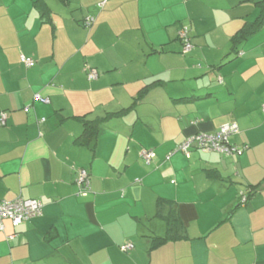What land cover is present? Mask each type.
<instances>
[{
	"label": "crops",
	"instance_id": "crops-1",
	"mask_svg": "<svg viewBox=\"0 0 264 264\" xmlns=\"http://www.w3.org/2000/svg\"><path fill=\"white\" fill-rule=\"evenodd\" d=\"M35 1L0 0V202L42 203L31 221H4L0 264H264V26L231 52L262 0H41L47 22ZM85 120L97 121L88 147ZM231 123L240 154L173 152ZM159 199L185 238L151 250L167 228Z\"/></svg>",
	"mask_w": 264,
	"mask_h": 264
},
{
	"label": "built area",
	"instance_id": "built-area-1",
	"mask_svg": "<svg viewBox=\"0 0 264 264\" xmlns=\"http://www.w3.org/2000/svg\"><path fill=\"white\" fill-rule=\"evenodd\" d=\"M93 22V18H87L83 22V26L89 28ZM187 29L182 28L178 36L183 41L184 51L191 49V45L186 38ZM241 55V54H240ZM20 62L26 67L30 68L34 66V61L32 59L26 58L20 55ZM97 77L95 71L90 72L88 75V80H94ZM41 102H47L45 99H40ZM264 113V105L261 107ZM6 120L5 115L1 114L0 124L4 125ZM238 133L237 126L235 124H227L221 126L218 131L214 133H196L188 138H186L182 143H180L173 152H181L188 156L191 150H198L201 152H216L224 156H233L240 154L243 148H237L236 146L230 144V138ZM145 160H149L153 157V153H142ZM78 195L85 196L89 191V185L87 180V174L84 170L79 171V178L77 179ZM246 201L245 195H240V203L244 204ZM42 205L38 200H25L22 198H17L11 202H1L0 204V231L3 230V220L10 219L11 224L16 227L22 222L39 216L41 214ZM133 248L132 244L123 245L120 247L122 252H128Z\"/></svg>",
	"mask_w": 264,
	"mask_h": 264
},
{
	"label": "trees",
	"instance_id": "trees-1",
	"mask_svg": "<svg viewBox=\"0 0 264 264\" xmlns=\"http://www.w3.org/2000/svg\"><path fill=\"white\" fill-rule=\"evenodd\" d=\"M61 3H66L67 0H59ZM35 3V6L37 7V9L39 10L40 12V19L43 21V22H47L49 21V11L48 9L46 8L45 5H43V2L41 0H37L34 2ZM256 5L258 6V9H259V13L257 15V17L254 19L253 22L251 23H246L233 37H231V44H232V51L235 55L238 54V45L240 43H242L243 41L247 40L250 36H252L253 34H255L257 31H259L263 26H264V0L256 3ZM89 18V17H88ZM93 22H94V19H93ZM92 22V24H93ZM92 24L90 25V27L92 26ZM89 27V28H90ZM179 37V36H178ZM186 38L187 40L189 41L190 43V39H189V35H188V31H187V34H186ZM179 39L181 40V38L179 37ZM182 41V40H181ZM182 44H183V41H182ZM191 45V44H190ZM192 48V47H191ZM158 82L156 83H153L151 84L150 86H154L156 85ZM150 86H147L146 88H143L138 94L137 96H135V102L134 104L130 107L132 108L137 102L141 101L146 92L148 91L147 89L150 88ZM129 110V109H127ZM126 110V111H127ZM83 124H84V130H83V134H82V138H81V141L82 143H84L86 146H91V142L93 140V137L95 135V127L97 125V121H83ZM87 146V147H88ZM148 153V152H151L153 153L152 151L150 150H144L141 152V157L145 160L144 156L142 153ZM172 151L166 155L165 157V160H169L170 157L172 156ZM154 153H153V157L149 160L152 161L153 158H154ZM146 161V160H145ZM147 162V161H146ZM147 162V163H149ZM81 170H84V169H80L79 171ZM87 174V180H88V187H90V181H89V174L87 173L86 170H84ZM79 178V172H78V175L76 177V180H75V186L77 188V192H78V187H77V179ZM245 195L246 196V201L245 203L251 199L255 194H256V191L254 188H250V187H247L244 191H242L240 194H239V197H238V204H237V208L238 207H241L243 206L244 204H241L240 203V195ZM17 199V198H16ZM23 199V198H22ZM15 200V199H14ZM27 200V199H25ZM28 200H35V199H28ZM13 200H10V201H5V202H11ZM1 202H4V201H1ZM0 202V204H1ZM41 203V202H40ZM171 204L170 201H167V200H164V199H159L157 200V203H156V210H155V218H163V220L165 221L166 225H167V228H166V233L164 236L162 237H154L152 239V243H151V250H154L156 249L159 245H162L168 241H178V240H181V239H184L185 236H181L182 234V231H183V226H182V223L180 221V219L178 218V215L176 213V211L172 210L168 216H165L164 217V206L166 205H169ZM42 205V203H41ZM42 210V208H41ZM38 216L34 217V218H37ZM34 218H31V219H28L24 222H27V221H31L32 219ZM5 220H9L10 219H4L3 220V223ZM22 222V223H24ZM11 223V221H10ZM21 223V224H22ZM19 224V225H21ZM12 225V224H11ZM18 225V226H19ZM13 226V225H12ZM16 226V227H18ZM14 227V226H13ZM3 231V230H2ZM53 235H51V233H47L45 235V240L48 241V239L52 238ZM127 244H131V243H127ZM127 244H124V245H127ZM133 245V244H132ZM123 246V245H122ZM121 247V246H120ZM119 247V249H120ZM121 251V250H120Z\"/></svg>",
	"mask_w": 264,
	"mask_h": 264
}]
</instances>
